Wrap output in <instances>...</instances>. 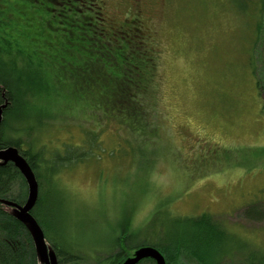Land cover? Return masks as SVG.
Instances as JSON below:
<instances>
[{"label": "rangeland", "instance_id": "1", "mask_svg": "<svg viewBox=\"0 0 264 264\" xmlns=\"http://www.w3.org/2000/svg\"><path fill=\"white\" fill-rule=\"evenodd\" d=\"M102 1L118 24L138 13L160 50L154 132L138 137L99 115L47 120L38 149L85 152L55 176L57 197L41 187L52 233L93 263L120 252L123 227L144 235L158 212L162 231L206 213L231 233L225 250L244 240L220 264L264 258V0Z\"/></svg>", "mask_w": 264, "mask_h": 264}, {"label": "trees", "instance_id": "2", "mask_svg": "<svg viewBox=\"0 0 264 264\" xmlns=\"http://www.w3.org/2000/svg\"><path fill=\"white\" fill-rule=\"evenodd\" d=\"M134 14L118 24L107 14L102 0H0V151L18 150L31 167L39 195L29 213L61 264L92 261L52 233L42 211L49 194L43 195L40 190L47 181L46 192L55 195V176L66 165L80 161L85 152L79 153L78 145L74 150L67 147L48 155L43 145L36 147V135L48 126L47 120L62 119L63 113L99 115L104 123L116 122L138 137L154 132L152 110L160 50L140 15ZM57 192L61 198L63 193ZM29 196L24 172L15 161L0 157V238L10 239L9 231L24 229L34 238L31 225L17 215ZM259 213L247 216L259 218ZM159 214L151 219L150 229L148 225L144 228V235H128L123 227L125 237L118 238L116 244L120 252L90 264L102 260L105 264H122L130 257L129 250L145 245L159 249L167 264H220L224 253L234 260L244 247L242 240L237 243L239 250H225L231 233L212 215L175 217L162 231L155 227ZM171 226L190 227L194 238L185 240L177 231L172 232ZM218 240L221 251L212 255ZM96 256L91 257L96 260ZM247 259L245 264H264V258L258 255ZM137 264L157 263L146 258Z\"/></svg>", "mask_w": 264, "mask_h": 264}, {"label": "water", "instance_id": "3", "mask_svg": "<svg viewBox=\"0 0 264 264\" xmlns=\"http://www.w3.org/2000/svg\"><path fill=\"white\" fill-rule=\"evenodd\" d=\"M0 157L4 160L11 159L15 161L20 170L24 172L27 182H29L30 196L26 202V205L18 208V218L22 222L31 225L40 257L44 259L47 264H49L48 261H50V257L54 258L51 260V264H56L55 255H53L54 253L51 252L41 227L37 224L32 214L29 213L39 195L38 183L36 182L33 171H31L28 162L21 155L19 156L18 150L9 149V151L5 152L4 154H2L0 151ZM146 258H152L157 264H167L164 254L156 247L154 248L150 245H145L144 247L136 249L133 252V256L126 258L122 264H137Z\"/></svg>", "mask_w": 264, "mask_h": 264}, {"label": "flooded vegetation", "instance_id": "4", "mask_svg": "<svg viewBox=\"0 0 264 264\" xmlns=\"http://www.w3.org/2000/svg\"><path fill=\"white\" fill-rule=\"evenodd\" d=\"M17 233H19L18 236ZM9 234L12 235V238L7 240L3 237L0 238V264H47V262L40 257L36 244H33L34 239L29 236L26 229L9 231ZM16 236L18 238H16ZM131 251H128L130 257L133 256L135 249L132 253ZM53 259L54 258L50 257V261H48L49 264H51V260ZM55 260L56 264H61L62 262L60 257L58 258V255L57 257L55 256Z\"/></svg>", "mask_w": 264, "mask_h": 264}, {"label": "bare ground", "instance_id": "5", "mask_svg": "<svg viewBox=\"0 0 264 264\" xmlns=\"http://www.w3.org/2000/svg\"><path fill=\"white\" fill-rule=\"evenodd\" d=\"M30 168H31V167H30ZM31 171H32V169H31ZM33 239H34V244H36L35 237H34Z\"/></svg>", "mask_w": 264, "mask_h": 264}]
</instances>
